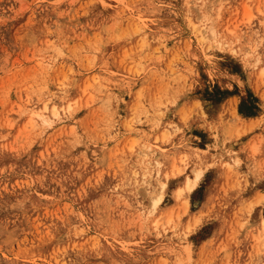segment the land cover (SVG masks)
Segmentation results:
<instances>
[{
  "label": "rangeland",
  "instance_id": "obj_1",
  "mask_svg": "<svg viewBox=\"0 0 264 264\" xmlns=\"http://www.w3.org/2000/svg\"><path fill=\"white\" fill-rule=\"evenodd\" d=\"M0 264H264V0H0Z\"/></svg>",
  "mask_w": 264,
  "mask_h": 264
},
{
  "label": "bare ground",
  "instance_id": "obj_2",
  "mask_svg": "<svg viewBox=\"0 0 264 264\" xmlns=\"http://www.w3.org/2000/svg\"><path fill=\"white\" fill-rule=\"evenodd\" d=\"M206 31H207V30H206ZM206 33H207V32H206ZM206 33H205V34H206ZM213 35H214V34H213ZM203 37H204V35H203ZM196 172H197V171H196ZM200 178H201V173H200V172H197L196 175H195V178H194V179H195L196 181H199ZM192 184H193V183H191L190 181H188L187 184H186V189H187V190H190V189L193 187ZM158 202H159V201H158ZM158 202H157V203H158ZM195 220H196V219H195ZM197 220H198V219H197ZM195 223H197V222H195ZM189 231H190V230H189Z\"/></svg>",
  "mask_w": 264,
  "mask_h": 264
}]
</instances>
